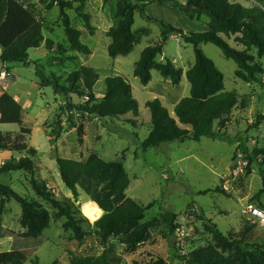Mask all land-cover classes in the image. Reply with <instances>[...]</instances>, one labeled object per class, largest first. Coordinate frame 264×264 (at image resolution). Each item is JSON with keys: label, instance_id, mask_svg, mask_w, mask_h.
Instances as JSON below:
<instances>
[{"label": "rangeland", "instance_id": "obj_1", "mask_svg": "<svg viewBox=\"0 0 264 264\" xmlns=\"http://www.w3.org/2000/svg\"><path fill=\"white\" fill-rule=\"evenodd\" d=\"M21 1L34 4L36 13L45 22L46 39L68 42L60 6L49 9L48 3L51 0ZM237 1L250 5L255 0ZM76 2L77 5L80 4L79 1ZM117 2L118 0H109L107 3H104V0H85L84 12L91 15V23L95 27L94 34H91L83 20H80L82 18L75 9L68 10L75 27L82 30L83 43L91 47V55L78 53L77 61H59V55L49 50L46 42H43L41 46L29 50L28 65H11L14 77L6 80L0 78V88L19 98L23 107L24 125L32 129L30 145L39 152L35 157L38 177L47 180L49 188L60 198L71 197L76 200L72 191L62 181L55 157L79 160L97 152L105 160L123 163L131 180L126 190L129 197L137 199L145 206L154 202L146 210L144 221L161 218L166 211L179 214L180 227L173 238L181 254L189 253L214 239V233L198 217L199 209H203L222 233L241 245L240 252L259 256L264 251V228L251 222L246 210L249 204L264 207V165L261 161H250L247 158L248 164L243 171L237 173L235 167L240 154L245 156L257 148L264 147V119L255 124L259 117L264 116V75L259 83H247L237 77L238 65L233 59H228L215 44H202L204 53L224 74L225 90L240 93L246 107L238 105L229 115L227 128L224 129L226 140L205 137L201 141H172L144 150L143 142L152 129L151 111L147 102L156 97L162 99L159 92L152 89H157L156 82H164L156 70L153 71L150 86L142 84L134 75L135 63L140 59L142 51L161 39L160 24L148 17L163 20L185 31H205L211 18L205 15L202 20L190 21L179 8L169 3L153 2L146 8L148 17L140 12L135 13L133 31L141 39L135 44L133 51L127 56L112 58L108 53L111 38L105 32L116 24L114 15ZM16 29L19 28L14 26V30ZM144 29L148 30L149 35L142 34ZM231 39L226 40L236 47L234 36ZM253 53L257 56V49H253ZM167 58L183 69V84H187L184 97L190 95L191 85L186 73L195 62L194 45L185 42L180 36L169 38L163 56H159L161 60ZM259 59L264 64V58ZM37 64L44 65L43 69L47 75L54 73L61 77L62 84H66L65 80L69 74L81 65L94 67L100 74V79L95 85L99 100L103 97L107 76L126 77L132 84L134 96L139 102L140 116L136 118L137 122L130 121L135 119L133 113L119 118H101L96 114L77 110H74V113L67 111L66 98L57 94L53 86L42 87L40 84L41 81L36 75ZM72 100L80 104L87 98L73 95ZM164 102L174 115L172 101ZM61 107L65 110L61 111ZM81 125L84 127L83 143L79 140L78 129ZM18 130L17 124L0 122V133ZM2 152L0 164L2 159L10 157ZM13 154L19 155L17 152ZM2 183L10 185L23 197L40 200L51 213L50 226L44 232L47 241L36 252L30 250L29 259L25 264H54L57 260L59 264H68L70 253L77 256L102 254L92 225L91 228L88 227L92 234L85 240L70 239V231L66 232L63 227L64 219L56 218L55 209L39 198L26 172L16 171L4 175ZM215 188H222L226 194L214 191L202 194L205 190ZM85 202L92 200L80 189L76 205L80 206L84 216L86 215L82 205ZM1 206L0 199V224L18 233L24 230L20 224L21 203L12 198L3 210ZM86 218L92 224L95 222L87 216ZM11 244L9 238H1L0 251L11 250ZM110 244L111 252H105L109 264H134L135 261L147 264L159 257L168 259L171 254L169 242L163 239L158 231L133 253H124L120 238L113 237ZM172 264L187 262L174 259Z\"/></svg>", "mask_w": 264, "mask_h": 264}, {"label": "trees", "instance_id": "obj_2", "mask_svg": "<svg viewBox=\"0 0 264 264\" xmlns=\"http://www.w3.org/2000/svg\"><path fill=\"white\" fill-rule=\"evenodd\" d=\"M76 1L80 4L77 5ZM108 1L104 0V3ZM156 1L162 4L173 3L194 21L202 20L205 15L209 16L211 20L208 30L185 31L163 20L148 17L146 8ZM84 2L85 0H51L48 3L49 9L56 5L61 8V19L68 37V42L64 43L56 42L52 38L46 39L45 22L36 13L33 3L0 0V71H8L7 79L14 77L11 65H28L29 50L41 46L43 42H46L49 50L59 55V61H77L78 53L91 55V47L82 41V30L75 27L68 14L69 9H75L82 18L80 20H83L91 34H94L95 27L91 23V15L84 12ZM136 12L157 21L161 26L160 41L147 46L135 63L134 75L142 84L147 86L151 83L154 70L160 73L167 84L175 86L183 82L182 68L171 59H159V56H163L165 44L171 35L176 34L185 42L194 45L195 51V62L186 73L191 92L174 105V115L161 98L156 97L147 102L151 111L152 129L143 142L144 150L172 141H201L205 137L226 140L224 129L227 128L229 115L238 105H246L240 93L225 90L224 74L204 53L201 45L215 44L228 59L237 63V77L250 84L259 83L264 75V64L259 59L264 58V0H255L250 5L237 0H118L114 15L116 24L105 32L111 38L108 53L112 58L129 55L141 39L133 31ZM14 26L19 29L14 30ZM142 34L149 35V32L144 29ZM233 36L236 47L226 40H232ZM253 49H257V56ZM68 53L71 54L67 55ZM36 66V75L42 87L53 86L57 94L63 95L67 100V111L74 113V110H77L96 114L101 118H119L133 113L135 119L130 121L137 122L136 118L140 116L139 102L134 96L132 84L126 77L107 76L106 88L99 100L95 85L100 79V74L94 67L81 65L69 74L65 80L66 84H62L61 77L54 73L46 74L44 65ZM73 95L85 97L87 100L76 104L72 100ZM60 110L65 109L61 107ZM263 119L264 116L259 117L255 124L261 123ZM0 122L17 124L19 127L16 132L0 133V149L25 154L19 159L14 157L9 163L1 164L0 175L7 172H26L39 198L55 209L56 218L64 219L63 227L66 232L70 231V239L85 240L92 234L89 229L92 225L99 243L105 248L104 253L98 256L78 257L70 253L68 264H109L105 252L111 250L110 239L120 238L124 253L129 254L149 241L156 231L169 242L171 254L168 259L159 257L147 264H172L174 259L184 260L187 264H264V251L259 256L240 252L241 245L222 233L203 209L198 210V217L214 233V239L189 253L181 254L173 238L180 227L179 214L166 211L161 218L144 221L146 210L154 202L145 206L127 195L126 190L131 180L121 161L105 160L97 152L79 160L56 156L62 181L72 191L74 198L77 200L80 197L82 189L90 200L102 208V216L92 224L82 214L76 200L71 197L60 198L49 188L47 181L38 177L35 157L39 152L30 145L32 129L24 125L23 107L20 102L3 88H0ZM78 130L79 140L83 143L84 127L81 125ZM240 147L245 150L244 146ZM246 156L250 161H261L264 165V147L257 148ZM211 191L226 194L222 188L208 189L202 194ZM12 198L22 205L20 224L25 231L18 233L0 224V238H12L11 250L0 251V264H25L29 259L30 250L35 252L47 241L44 232L50 226L51 213L40 200L23 197L10 185L0 181L2 210ZM260 207L264 209L263 206ZM54 264H59V261ZM134 264L141 263L135 261Z\"/></svg>", "mask_w": 264, "mask_h": 264}, {"label": "crops", "instance_id": "obj_3", "mask_svg": "<svg viewBox=\"0 0 264 264\" xmlns=\"http://www.w3.org/2000/svg\"><path fill=\"white\" fill-rule=\"evenodd\" d=\"M183 1H185V0H183ZM165 3H169L170 5H173V3H171V2H165ZM162 4V3H161ZM164 4V3H163ZM174 6V5H173ZM188 19L190 20V21H194V20H192L191 18H189L188 17ZM108 29V28H107ZM106 29V30H107ZM106 30H103V31H106ZM206 30H208V28L206 29ZM205 30V31H206ZM178 37V35H176V34H173V35H171L170 36V38H177ZM0 50H1V47H0ZM161 60V59H160ZM152 84V81H151V83L148 85V86H150ZM156 85H157V89H152L153 91H157V92H159V94L161 95V97H162V99H163V101H166V100H170V101H172V105L174 106L182 97H184V93H185V91H186V89H187V84H183V82L181 83V84H179V85H175V86H173V85H171V84H167V83H165V82H156L155 83ZM164 85H166V86H164ZM16 99H17V101H19L20 102V100H19V98L18 97H15ZM38 150V149H37ZM2 151H4V153H6V154H4L5 156H7V154H9L10 155V157H9V159H2L1 160V164H3V163H9L10 161H11V159L12 158H17L18 159V157L20 158L22 155H25V154H19V155H14L13 154V151L11 152V151H9V150H0V152H2ZM3 153V152H2ZM0 164V165H1ZM7 174H9L8 172L7 173H3V174H1L0 175V181L2 182L3 181V176L4 175H7ZM44 179V178H43ZM45 180V179H44ZM47 181V180H46ZM48 182V181H47ZM3 225V224H2ZM25 231V229L24 230H22V231H20V232H24ZM1 239V238H0ZM10 240H11V242H12V238H9ZM100 246H101V249H102V254L104 253V251H105V248L101 245V244H99ZM11 246H12V244H11ZM36 252V251H35ZM72 254V253H71ZM75 255V254H74ZM77 256V255H76ZM89 256V255H88ZM78 257H82V256H78Z\"/></svg>", "mask_w": 264, "mask_h": 264}, {"label": "built area", "instance_id": "obj_4", "mask_svg": "<svg viewBox=\"0 0 264 264\" xmlns=\"http://www.w3.org/2000/svg\"><path fill=\"white\" fill-rule=\"evenodd\" d=\"M8 75H9V73L6 69H2L0 71L1 80H6ZM240 155H239L240 159L238 160L236 167H235V170L237 171V173L243 171V169L248 164L246 154H245V156L243 154H240ZM236 171H235V173H236ZM246 211H247V214L249 216V220L251 222L258 223L259 225H261L264 228V209L262 207L255 205V204H249Z\"/></svg>", "mask_w": 264, "mask_h": 264}, {"label": "bare ground", "instance_id": "obj_5", "mask_svg": "<svg viewBox=\"0 0 264 264\" xmlns=\"http://www.w3.org/2000/svg\"><path fill=\"white\" fill-rule=\"evenodd\" d=\"M82 210L83 213L92 221H96L103 214L102 208L94 201L83 203Z\"/></svg>", "mask_w": 264, "mask_h": 264}]
</instances>
